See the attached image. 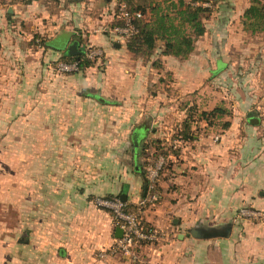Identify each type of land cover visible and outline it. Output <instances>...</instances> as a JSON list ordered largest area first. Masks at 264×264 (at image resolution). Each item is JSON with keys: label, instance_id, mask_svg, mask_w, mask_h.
<instances>
[{"label": "crops", "instance_id": "1", "mask_svg": "<svg viewBox=\"0 0 264 264\" xmlns=\"http://www.w3.org/2000/svg\"><path fill=\"white\" fill-rule=\"evenodd\" d=\"M37 1L17 12L14 8L6 10L11 15L0 22V39L11 38L14 44L27 39L25 30L13 32L17 22L12 19L18 17L19 22L24 23L33 19L42 36L44 32H52L53 39L66 31L71 34L69 41L74 40L69 24L75 19L69 10H65L61 18L51 15L55 22L38 24L39 19L49 18L50 14L47 6L37 4ZM33 8L40 15H35L36 19L32 17ZM103 13L93 22H88L91 16H87L84 23L94 28L110 19L111 14L106 16L105 10ZM60 20L68 22L66 30L59 29ZM88 40L102 49L106 66L101 72L93 73V67H88L76 76H59L47 62L57 61L64 50L40 47L32 52L26 47L24 50L22 45L19 48L24 51L17 48L20 69L8 70L0 83V120H6V124L11 120L12 106L26 105L24 100L12 99L10 90L13 87L25 90L31 78L37 79L41 87V96L34 102L41 108L35 114L38 146L35 149L34 195L31 200L27 197L28 202L20 199L23 204L20 209L24 213L18 214V228L0 226V264H264V221L235 215L241 206L264 212V119L255 126L256 123L249 121L253 116L248 112L246 118L233 114L228 120L229 126L219 133L213 132V126H208L204 131L194 133L190 140H178L176 153L166 155L169 164L163 168L155 185L157 199L142 206L139 213L146 226L160 232L159 238L140 244L135 250V260L117 254L99 257V251L108 250L112 245L119 226H115L107 210L92 202L93 198L115 197L124 192L125 202L137 205L150 192L147 188L143 194L145 184L140 172L123 171V164L116 159L117 154L123 155L121 148L111 150L115 157L108 162L106 148L90 147L85 137L76 139L75 144L62 146V149L55 146L56 138L65 128L59 130V116L43 113L42 108L53 101L43 92L54 88L59 91L61 87L68 95L80 96L73 100L76 105L96 100L115 113L120 111L118 123H121L122 117L139 120L141 113L136 116L133 112L136 106H145L150 112L154 110L158 93L149 95L148 83L156 84L155 76L159 78L167 71L175 77L171 87L188 91L189 85H197V77L203 76L204 68L211 73L219 68L212 70L208 64L204 66L207 54L198 53L196 46L183 59L161 55L157 51L143 60L129 52L123 41L106 33L89 34ZM31 56L33 68L28 66ZM154 59L161 63L157 69L153 66ZM215 61L218 65L219 56ZM60 82L64 84L60 86ZM108 96L112 99H107ZM30 119L21 117L19 122L26 123ZM8 124L3 127L6 136L10 133ZM66 130L73 133L74 127L68 126ZM49 137L55 142H47ZM69 137L66 136V140ZM91 151L98 158L87 157ZM60 153L66 158H59ZM3 167L5 165L0 163V169ZM24 183L30 186L31 180H24ZM32 204L34 214H28L26 207ZM230 219L232 226L227 237L200 239L189 232L196 225H220Z\"/></svg>", "mask_w": 264, "mask_h": 264}, {"label": "rangeland", "instance_id": "2", "mask_svg": "<svg viewBox=\"0 0 264 264\" xmlns=\"http://www.w3.org/2000/svg\"><path fill=\"white\" fill-rule=\"evenodd\" d=\"M93 2L96 4L92 5ZM115 3L117 0H38L37 4L47 6L50 14L49 18L46 16V19H39L38 24L48 25L53 20L55 22L51 15H57L61 18L64 11L69 10L70 16L75 19L72 21L73 23L69 24L73 31V39H81L84 46L94 48L96 46L91 45L88 35L105 34L102 31L103 23L108 22L109 19L98 23L94 28L87 23L85 24L84 20L87 19V16H91L92 19L88 22H93V19H97V17L101 18L100 14L104 15L103 10H105V14H108L106 16H109L115 10ZM249 3L250 0H218L216 3H203L211 8V12L202 18L206 32L196 39L195 46L198 53L207 54L204 59V66L208 64L214 70L213 68L221 65L219 70L211 73L210 70L204 68L203 76L197 77V85H189L188 91H178L171 87L170 84L175 80V77L167 71L163 72L159 78L155 76L156 84L148 83V94L156 95L158 93V102L155 103L154 110L151 112L145 106H136L133 112L136 116L138 112L141 113L138 116L139 120L122 117L121 123H118L120 111L115 113L112 108L101 106L96 100H89L76 105L73 100L80 96L68 95L61 90V87H59V91H56V88L52 91L45 90L43 92L45 97L50 98V100L53 99V101L42 108L43 113L49 116H59L61 118L58 122L59 130L62 131L65 128L64 133L56 138L57 144L55 146L62 149V146L65 147L64 145L70 143L75 144L76 139L85 137V142L88 139L90 147L95 149L106 148L108 162L114 160L115 157L112 155L114 151L111 150L121 148L123 155L117 154L116 159L123 164V171L125 173L138 172L134 169V164H138L146 175V169L154 163L157 154L161 151L164 150L166 154L176 153V144L180 140L177 135L182 134L184 120L190 124V131L193 134L204 131L208 126H213V132L219 133L224 129V123L233 114H239V116L246 118L248 112L252 114L250 116L258 119L255 124L257 126L259 121L264 119V32L251 34L249 31L243 30L242 13ZM26 5L20 0H0V22L6 18L8 8H14L17 12L22 8L25 9ZM36 12L37 9L33 8L31 11L33 18L35 15L40 16ZM12 20L17 22V25L12 28L14 33L25 30L28 35L23 43L16 44L12 43L11 38L0 39V83H3V78L8 70L20 69L17 48L23 45L24 50L25 47L32 52L40 50L38 39L43 37L48 41L54 34L44 32L42 36L33 19L29 23L19 22L18 17ZM67 23L60 20L59 29L66 30ZM37 34H39L38 37H36ZM159 45H161L160 42H158L154 53L159 50ZM19 50L24 51L22 48ZM217 56H219L220 63L218 65L215 61ZM30 59L28 66L33 68V57ZM92 60H94L93 73L104 70L106 59L103 57V53ZM47 63L52 65L53 71L55 70L62 77L76 76L80 73L78 70L69 72L56 70V62L48 61ZM47 63H44V66ZM153 66L155 69L160 67V60L154 59ZM3 69L5 70L2 73ZM36 80L31 78L25 90L20 91L18 87H13L9 92L15 101L21 99L26 102V105L11 107V120L9 124L7 123L10 130L9 136H6L7 133L3 131V127L6 128L7 125L6 120L4 122L0 120V163L5 165L0 169V226L18 228V214L24 213V210L20 209L23 205H21L20 199H27L28 202V198L31 200L34 195L35 149L38 146V140L35 137V114L41 109L34 105L35 100L41 96L40 82ZM62 84L64 83H59L60 86ZM100 93L98 91V95ZM1 97L2 92L0 91ZM106 98L112 99L109 96ZM217 105L225 108L227 112L221 117L208 114L211 124L206 125V122L200 118V112L204 108L209 111L211 110L209 108ZM20 116L31 119L26 123L24 121L20 123ZM69 117L73 119H68ZM141 124L146 125L147 131L143 137L138 139V146L135 149L131 133L136 126ZM24 126H26L25 131ZM68 126L74 127L73 133L67 132L66 127ZM66 136L71 137L66 140ZM51 140L55 142L50 137L47 142ZM82 141L84 140H79V142ZM3 148H5L4 152ZM58 157L66 158V155L60 153ZM87 157L91 160L98 158L94 151H91ZM160 170L155 184H157L163 169ZM27 177L31 180L30 186H25L24 180L27 181ZM94 198L92 202H94ZM29 203L31 202L29 201ZM241 207L252 209L248 206ZM241 207L237 209L236 216H240L239 209ZM26 208L30 212L28 214H34L33 204ZM240 218H245V216ZM250 219L251 221H264V218Z\"/></svg>", "mask_w": 264, "mask_h": 264}, {"label": "trees", "instance_id": "3", "mask_svg": "<svg viewBox=\"0 0 264 264\" xmlns=\"http://www.w3.org/2000/svg\"><path fill=\"white\" fill-rule=\"evenodd\" d=\"M22 3L29 4L34 0H20ZM218 0H117L125 2L130 9H139L142 17L133 20L137 32L130 40L125 42L126 49L134 56L149 58L155 52L158 42L159 54L172 55L176 58H186L194 49L195 41L206 32L203 17L208 16L211 8L205 6L204 2L216 3ZM11 13L7 12L9 17ZM241 24L244 31L251 34L264 32V0H250L247 7L244 8L241 18ZM113 36V34L106 33ZM39 34L36 35L38 37ZM49 41V40H48ZM43 37L38 39L40 47L45 49L58 50L47 44ZM79 48L84 50L85 46L81 39H78ZM92 47V46H91ZM76 61L78 72L84 71L94 65V60L85 57L84 52L77 56H68L62 53L60 58L55 61ZM55 63V64H56ZM220 64V63H219ZM221 66V65H220ZM218 65V68H220ZM57 70V68L55 67ZM91 95L89 94L88 97ZM227 111L221 106H215L211 110H202L200 118L207 124H211L208 114L221 117ZM229 121L224 123V128L229 126ZM178 139L190 140L193 133L190 131V124L184 120L182 134L177 135ZM161 153L166 152L163 150ZM167 158V157H166ZM169 163L164 162L161 170ZM168 165V164H167ZM160 170V171H161ZM145 184V183H144ZM156 185V184H155ZM156 191V186L154 188ZM104 197H110L106 195ZM127 210L136 211L137 205L126 203ZM109 212V211H108ZM110 213V212H109ZM111 214V213H110ZM115 226L118 223L115 219ZM145 242H142L143 244Z\"/></svg>", "mask_w": 264, "mask_h": 264}, {"label": "built area", "instance_id": "4", "mask_svg": "<svg viewBox=\"0 0 264 264\" xmlns=\"http://www.w3.org/2000/svg\"><path fill=\"white\" fill-rule=\"evenodd\" d=\"M114 11L110 15L108 22L103 23L102 31L104 33L113 34L117 39L127 42L137 32L133 20L142 17V12L139 9H130L127 3L117 2L114 6ZM84 55L88 59L102 54V50L99 47L85 46ZM56 68L60 71L69 72L78 70L76 61H59L56 64ZM169 154V153H168ZM171 154V153H170ZM166 160L165 154H157L156 160L153 164H150L146 169L147 188L150 192L149 196H144L137 202V210H127L126 202L120 200L119 196L104 197L96 196L94 198V204L100 208L109 211L112 218L118 223L121 229L120 237H116L113 240L112 245L108 250L99 251V257H103L106 254L124 255L132 260L136 258V248L142 243H151L156 241L160 232L152 226H146L140 217V209L148 202H152L157 199V193L155 192V180L158 176L159 170L162 168ZM238 217L263 219L264 213L255 209H248L241 207L239 209Z\"/></svg>", "mask_w": 264, "mask_h": 264}, {"label": "water", "instance_id": "5", "mask_svg": "<svg viewBox=\"0 0 264 264\" xmlns=\"http://www.w3.org/2000/svg\"><path fill=\"white\" fill-rule=\"evenodd\" d=\"M70 35L71 34L69 32L62 31L58 33L55 38L49 40L47 44L57 49L64 50V53L66 55L78 57L80 54L83 53V50L79 48L78 40L74 39L69 41ZM249 121L251 123H257L258 119L256 117H250ZM141 125L136 126L131 133V139L135 149L138 146V139L140 137H143L147 131L146 125L144 124ZM134 169L140 172L141 175L143 176V180L145 183L143 188V194L145 195L147 190V178L138 164H134ZM119 197L121 201L123 202L126 201V195L124 192H122ZM231 226H232V220L230 219L228 222L220 225H205V224L196 225L190 228L189 232L194 238H200V239H207L213 237H227L230 233ZM121 232H122L121 229L119 228L116 229L117 237H120Z\"/></svg>", "mask_w": 264, "mask_h": 264}]
</instances>
